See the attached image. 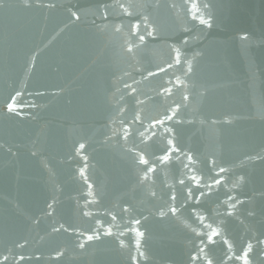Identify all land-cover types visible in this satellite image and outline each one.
<instances>
[{
  "label": "water",
  "instance_id": "1",
  "mask_svg": "<svg viewBox=\"0 0 264 264\" xmlns=\"http://www.w3.org/2000/svg\"><path fill=\"white\" fill-rule=\"evenodd\" d=\"M245 259L264 0H0V264Z\"/></svg>",
  "mask_w": 264,
  "mask_h": 264
},
{
  "label": "snow or ice",
  "instance_id": "2",
  "mask_svg": "<svg viewBox=\"0 0 264 264\" xmlns=\"http://www.w3.org/2000/svg\"><path fill=\"white\" fill-rule=\"evenodd\" d=\"M121 7H123V5H121ZM201 22L202 23H207V21H203V20ZM140 39L143 40V37H140ZM177 62H179V61H177ZM8 108H9V110H14L13 105H11V104L8 105ZM169 119H170V117H169ZM170 143H171V141H170ZM163 159L166 160V159H168V157L165 156ZM142 162L143 163H147V161H145V160H142ZM149 171H151V169H149ZM222 171H223V169H222ZM89 239H92V237H89ZM209 240H211V237H209ZM246 255H247V253H245V257H246ZM209 264H211V262H209ZM245 264H247V260L246 259H245Z\"/></svg>",
  "mask_w": 264,
  "mask_h": 264
}]
</instances>
